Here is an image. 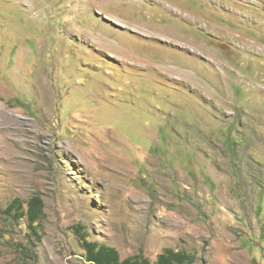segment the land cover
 <instances>
[{"label":"rangeland","instance_id":"1","mask_svg":"<svg viewBox=\"0 0 264 264\" xmlns=\"http://www.w3.org/2000/svg\"><path fill=\"white\" fill-rule=\"evenodd\" d=\"M84 237L264 264V0H0V264Z\"/></svg>","mask_w":264,"mask_h":264},{"label":"trees","instance_id":"2","mask_svg":"<svg viewBox=\"0 0 264 264\" xmlns=\"http://www.w3.org/2000/svg\"><path fill=\"white\" fill-rule=\"evenodd\" d=\"M26 211L23 210L20 200H13L1 214L9 220L26 219L28 229L36 234L37 224L42 217L43 202L39 197H34L27 202ZM81 249L85 260L91 264H183L188 257H185L184 253L174 252L172 250H165L163 253L157 256L154 263H151L143 252L140 251L137 255L120 260L117 252L114 249L106 247L104 245H98L94 242H89L86 237L81 238ZM188 264H191L189 261Z\"/></svg>","mask_w":264,"mask_h":264}]
</instances>
